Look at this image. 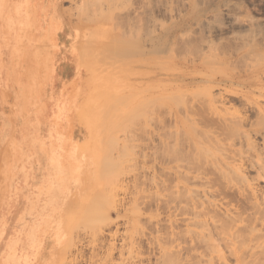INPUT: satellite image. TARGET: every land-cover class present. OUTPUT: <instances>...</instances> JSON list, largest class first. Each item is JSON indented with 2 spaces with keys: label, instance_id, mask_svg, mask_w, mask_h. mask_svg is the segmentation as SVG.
<instances>
[{
  "label": "rangeland",
  "instance_id": "374dc122",
  "mask_svg": "<svg viewBox=\"0 0 264 264\" xmlns=\"http://www.w3.org/2000/svg\"><path fill=\"white\" fill-rule=\"evenodd\" d=\"M54 9L62 20L55 42L34 34L38 17H29L33 12L25 6H10L13 19L7 15L6 21L0 15V114L7 123L0 133V264L11 239L25 240L30 223L26 208L32 201L49 199L36 198V189L50 173V155L60 131L68 142L66 154L73 144L76 151L86 149L98 164L100 174L93 181L97 187L85 194L93 203L99 199L86 220L88 210L83 207L66 219L64 243L56 246L48 239L52 264H264V179L251 180L256 170L247 168L259 197L243 198L236 181L223 179L224 191H216L160 167L149 120L151 116L159 120L156 113L164 104L159 94L176 82L164 79L160 63L140 67L137 62L143 43L146 58L167 53L164 31L171 22L187 13L201 16L191 28L178 32L181 42L194 41L199 49L209 44L211 51L209 47L204 48L209 52L200 51L214 59L225 55L227 61L209 65L214 93L224 95L230 111L261 123L262 115L247 104L246 95H231L242 87L230 82L232 76L241 75L240 80L249 78L254 89L264 91V0H55ZM99 16L108 28V39L84 66L75 50L77 25L87 26ZM251 65L260 67L252 77ZM254 80L263 85L256 87ZM149 86L155 102L149 106L147 101L140 115V93ZM196 87L168 92L187 94ZM244 91L264 107L259 92ZM140 119L145 122L143 131ZM252 138L264 145L261 135ZM13 143L16 149L10 147ZM236 148L247 155L251 147L238 142ZM231 161L238 164L239 155ZM209 175L221 174L210 167ZM73 202L71 211L77 209ZM52 220L55 225L60 222L58 215ZM210 256L214 259L208 260Z\"/></svg>",
  "mask_w": 264,
  "mask_h": 264
},
{
  "label": "bare ground",
  "instance_id": "6f19581e",
  "mask_svg": "<svg viewBox=\"0 0 264 264\" xmlns=\"http://www.w3.org/2000/svg\"><path fill=\"white\" fill-rule=\"evenodd\" d=\"M54 4L55 0H0V15L4 16L6 21L8 17L9 20L13 19L14 13L12 15V12L8 10L10 6L16 5L17 8L25 6L28 11L31 13L33 12V15L29 17H38V19H36L38 20V24L34 34L42 35L44 38L48 36L50 40L52 39V42H55L59 39L58 31L62 26V20L56 9L52 10ZM193 9L195 8L193 7L192 10ZM101 17L104 19L106 16L101 15ZM199 17L201 16H197L194 13H187V15H183L179 21H174L169 24V27L164 31L165 35H167L164 41L166 46H169L165 55L157 56L154 59L152 55H148L149 57L146 58L144 55L146 50L143 48L144 43L142 47L138 48L139 55L137 53V62L140 67H145L154 61L160 63L165 69L163 72L165 75L164 79L176 82L169 84V87L159 94V96L164 99V104L156 113L159 120L156 121V117L154 116L150 117L148 115L151 119L147 117L150 119V123L152 121V127L154 126V132H152V128H149L151 130L150 132L158 139V142L155 143L156 137L150 138L152 139V145H154L151 146L155 148V150L153 149L154 151L152 147L149 146L150 144L148 146L151 147L150 150L156 153L154 154L152 152L157 156H155L156 163L159 164L160 167L163 166L164 168L174 171L175 176L178 178L185 180L192 179L194 182L199 181L205 187H216V191H219L223 186L221 180L236 181L239 184V186L237 185L238 194H240L241 197L258 198V189L254 186V183L249 181L246 169L251 167L256 170L257 175L256 177H252L251 180L264 179V145L260 147L252 138L253 136L261 135L264 141V107L258 104L259 101L250 100L247 91L245 92L244 90L245 88H249L251 92H259L262 97H264V91L254 89L253 83L249 78L240 80L241 75H235L231 78L230 83H237L238 86L242 87V89L232 92L231 95H239L241 97L246 95V97L243 98L246 100L247 104L257 108L258 114L262 115L263 118L261 123L251 121L248 115L241 113L236 114L234 112L235 110L232 112L229 108L225 107L224 95L219 93L218 96L214 93L213 87L211 86L212 79L209 78L211 73L207 74L209 70L213 71V67L209 69L210 63L211 65L215 61L223 63L226 60L225 55L223 57L217 56L218 58L216 57V59H214V57L211 58V54L200 51L201 49L205 52L211 51V46L209 44L206 46L209 47L208 49L204 47L209 51H206L204 48L199 49L200 47L196 44H192L194 41L190 43L191 40L185 39L187 42L185 43L184 40L182 43L178 35V32L185 30V28H191L192 24L196 23L198 20L200 21L201 18ZM102 19L99 16L93 23L87 26L77 23L79 24L77 26H80L79 30L75 29L79 44L75 46V50L80 56V63L84 66H88L89 63L87 59L95 54L96 51L94 52V50L100 49L101 46L104 47L102 43L108 39V28L100 23ZM107 20L108 18L105 21ZM210 42H212L213 45L215 44L213 40ZM210 42L207 41V43ZM243 46L245 45L243 44ZM212 48L215 49L213 46ZM259 50H261V52L263 51L262 49ZM258 56L262 57L260 54ZM260 57L259 60H261ZM210 58L214 61L212 60L211 62ZM251 68L250 75L252 77L260 67L251 65ZM215 72L216 70L214 73ZM230 76L231 75H229L228 78H230ZM217 81L220 84L223 82L222 80H216V82ZM228 81H230V79H228ZM197 82H199V84ZM200 83H205V85L201 86ZM212 83L214 84V82ZM218 83H216L217 86ZM254 85L259 87L263 85V82L254 80ZM193 86H197L196 89L187 92V94H184L185 92L183 94L168 92L174 89L190 90ZM261 88L262 86L260 89ZM150 90L152 89H150L149 86L146 91L142 90L140 93L138 105L140 115H142L147 101L149 106L152 102H155L151 99L152 91ZM147 95L149 98H147ZM151 113L155 114L154 110H152ZM0 120L2 122L0 133H4L7 123L5 124V119L1 114ZM57 123L59 125V121ZM144 124L145 122L143 123V120H141L140 130L142 131L145 129ZM147 125L150 124L147 123ZM59 133L56 139L59 143L57 147L51 151L52 153L50 155V166L48 167L50 173L46 174L42 181L40 180L41 182H39L40 184H38V188L36 189V198L49 199L47 201L44 200V202L32 201L26 208L27 214H29L28 221H30V223L27 227L25 240L23 241L20 236L19 238L11 239L8 247V254L1 264H52L54 261L52 250H46L49 240H53L51 243L56 246L64 243L66 219L73 216V211L77 213V210L83 207L88 210L85 215L86 220L90 212L94 210L96 201L99 199L95 198L93 203V198H87L85 194L88 189L94 190L97 187L93 181L96 180L97 176L100 174L98 164L93 160L92 155L86 149L79 147L76 151L73 144L68 147L69 151L66 154V145L68 142L62 132L60 131ZM238 142L241 146L247 145L251 147L249 148V154L243 155L242 150L236 148ZM53 146L54 145H52V147ZM10 147L16 149L15 143L12 145L10 144ZM140 147L141 146H139V149H143ZM60 151H62L63 154H61ZM139 154L137 155L139 156ZM143 154H141V157ZM236 155L240 157V162L238 164L231 161L236 159ZM210 167L217 168L221 175L216 177L209 175ZM231 172L233 174H231ZM72 184H74L75 187L73 193H71ZM232 185L235 186L236 184ZM184 188L185 191L190 190L186 183H184ZM212 193L211 195H216L214 191H212ZM179 194H181L180 191ZM221 194L222 192L217 195ZM73 196H76V198H73ZM70 198L74 199V202H72L75 204L76 210L72 208L71 211L70 206H72V202L70 206L68 205ZM261 198H264V192H262ZM57 215L60 218V222L55 225L52 217H57ZM200 215V212L196 214L197 217H200ZM202 223L205 224V221H202ZM20 243H22L23 246H19ZM51 248H53V246H51ZM213 259L214 257L212 256L208 257V260Z\"/></svg>",
  "mask_w": 264,
  "mask_h": 264
}]
</instances>
